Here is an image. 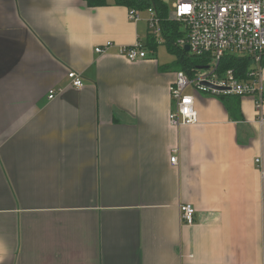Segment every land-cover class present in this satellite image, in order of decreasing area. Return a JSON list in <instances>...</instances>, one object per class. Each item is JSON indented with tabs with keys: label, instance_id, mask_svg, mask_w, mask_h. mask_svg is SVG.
Masks as SVG:
<instances>
[{
	"label": "crops",
	"instance_id": "1",
	"mask_svg": "<svg viewBox=\"0 0 264 264\" xmlns=\"http://www.w3.org/2000/svg\"><path fill=\"white\" fill-rule=\"evenodd\" d=\"M148 36L114 0H0V264H264V101L188 89L198 124L172 127Z\"/></svg>",
	"mask_w": 264,
	"mask_h": 264
},
{
	"label": "built area",
	"instance_id": "2",
	"mask_svg": "<svg viewBox=\"0 0 264 264\" xmlns=\"http://www.w3.org/2000/svg\"><path fill=\"white\" fill-rule=\"evenodd\" d=\"M168 9L167 21L180 26L182 37L175 46L183 50L188 47V55L205 61L204 67L196 68L192 75L177 71L169 86L172 110L169 123L174 128L198 124L194 108L193 94H207L212 97H252L255 110L259 111L264 101L261 88V61L264 56V0H160ZM146 12L149 36L157 44H163L162 22L151 6L145 11L128 9L132 22L140 20ZM113 47L110 42L94 49L95 54H106ZM184 51V50H183ZM152 53L145 45L137 42L131 46L118 47L117 55L134 63L149 59ZM224 56L248 58L250 67L244 78H239L233 70L220 72L219 63ZM70 86L83 87V81L74 72H68ZM62 89H51L47 99L52 100ZM259 121L262 122V119ZM178 149L172 150L169 162L178 165ZM261 166V158L254 160ZM264 178L263 170H259ZM195 209L190 204L179 206L180 224L192 225Z\"/></svg>",
	"mask_w": 264,
	"mask_h": 264
},
{
	"label": "trees",
	"instance_id": "3",
	"mask_svg": "<svg viewBox=\"0 0 264 264\" xmlns=\"http://www.w3.org/2000/svg\"><path fill=\"white\" fill-rule=\"evenodd\" d=\"M114 3L119 6L126 7L127 9H136L139 11H145L149 7H153L157 12L158 17L162 22V35L163 44L170 54L175 56L173 67L177 71H182L188 75H192L194 70L199 67H204L205 61L201 58H193L188 55L187 52L179 49L175 46V41L182 37L180 26L174 22L167 21L168 9L166 4L160 0H114ZM158 44L153 37L148 36L147 47L151 51H156ZM262 67H264V56L261 61ZM250 67V61L248 58H238L232 56H224L219 63L218 69L220 72L226 70H233L239 78H244L248 68ZM226 97H221L224 100Z\"/></svg>",
	"mask_w": 264,
	"mask_h": 264
},
{
	"label": "rangeland",
	"instance_id": "4",
	"mask_svg": "<svg viewBox=\"0 0 264 264\" xmlns=\"http://www.w3.org/2000/svg\"><path fill=\"white\" fill-rule=\"evenodd\" d=\"M140 15L147 17L146 12H142ZM156 50V56L160 61H168L169 63H171L172 61L174 62L175 56L168 52L164 44H158Z\"/></svg>",
	"mask_w": 264,
	"mask_h": 264
},
{
	"label": "water",
	"instance_id": "5",
	"mask_svg": "<svg viewBox=\"0 0 264 264\" xmlns=\"http://www.w3.org/2000/svg\"><path fill=\"white\" fill-rule=\"evenodd\" d=\"M183 50H184L185 52H187V51H188V47H185Z\"/></svg>",
	"mask_w": 264,
	"mask_h": 264
}]
</instances>
